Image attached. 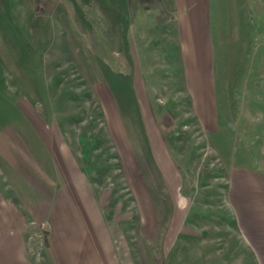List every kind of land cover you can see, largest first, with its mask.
I'll return each mask as SVG.
<instances>
[{
    "label": "rangeland",
    "instance_id": "rangeland-1",
    "mask_svg": "<svg viewBox=\"0 0 264 264\" xmlns=\"http://www.w3.org/2000/svg\"><path fill=\"white\" fill-rule=\"evenodd\" d=\"M235 179L264 181V0H0V207L29 242L96 210L130 264H260Z\"/></svg>",
    "mask_w": 264,
    "mask_h": 264
},
{
    "label": "crops",
    "instance_id": "crops-1",
    "mask_svg": "<svg viewBox=\"0 0 264 264\" xmlns=\"http://www.w3.org/2000/svg\"><path fill=\"white\" fill-rule=\"evenodd\" d=\"M207 3H205L206 19L208 18ZM180 6L177 10L181 13ZM187 12H183L184 31L182 28L181 30L185 34L186 42L189 43L192 41L190 38H193L192 32L195 31L191 18L194 14L198 20L203 9L193 13ZM209 38L211 44V35ZM191 49L192 47L188 48L189 51ZM253 180L244 179L243 182L241 179H235L230 191L239 213L237 218L241 231L246 238L249 220L254 224L259 218L264 227V181ZM245 197H247V214L249 213L251 217L246 216L244 207L237 203L244 201ZM79 214L66 215L65 220L53 223L40 249L38 243L28 241L25 221H22L19 211L0 207V264H130L116 248L112 236L114 232H110V228L102 221V214L99 211L79 212ZM67 218L69 221L66 220ZM71 218H82V220L78 226L67 225ZM255 230L252 235L250 232L249 237L253 243L259 242L255 248L259 253L260 264H264V228Z\"/></svg>",
    "mask_w": 264,
    "mask_h": 264
}]
</instances>
